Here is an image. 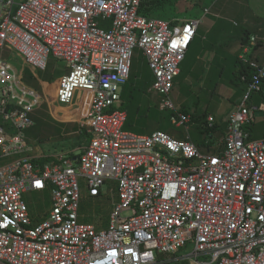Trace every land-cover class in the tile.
<instances>
[{
    "label": "built area",
    "instance_id": "1",
    "mask_svg": "<svg viewBox=\"0 0 264 264\" xmlns=\"http://www.w3.org/2000/svg\"><path fill=\"white\" fill-rule=\"evenodd\" d=\"M151 1L0 0V264H155L160 254L184 250L194 264H264V140L247 129L254 121L247 102L264 83V60L250 56L261 38L242 45L239 61L252 76L226 117L219 150L204 153L189 136L159 130L126 132L121 97L135 50L162 110L176 112L170 94L201 24L141 15ZM50 58L69 66L53 104L67 108L78 90L86 94L90 138L76 161L42 163L24 135L48 103L24 72L38 81ZM172 122L188 134L189 115ZM206 124L209 136L214 118ZM107 182L117 194L107 228L82 223V185L100 198ZM32 192L50 198L41 219L24 200Z\"/></svg>",
    "mask_w": 264,
    "mask_h": 264
},
{
    "label": "rangeland",
    "instance_id": "2",
    "mask_svg": "<svg viewBox=\"0 0 264 264\" xmlns=\"http://www.w3.org/2000/svg\"><path fill=\"white\" fill-rule=\"evenodd\" d=\"M181 1L186 3L189 0ZM196 2L195 7L200 14L206 5L211 4L212 8L210 10L217 12V16L216 14L205 15L199 25L198 36L203 42L207 36L209 37L210 24L213 21L219 22V26H229L225 32L218 30L213 33L221 35L224 48L229 41L234 40L238 35L254 34L258 27L264 24V0H201V2L196 0ZM263 58L264 49L259 54V59L262 60ZM195 60L196 57L193 54L188 57L182 67L183 72L178 79V84L174 86L170 94V99L176 107L178 99L182 95H185L184 98L190 99V101L181 107L178 106L176 112L163 111L161 108L163 97L151 90L153 77L145 58L136 49L131 80L121 101V106L128 112L124 130L136 135H149L159 130L167 132L177 139H184L186 136L185 127H177L172 122V117L181 113L191 117V122L187 127L192 139L196 141L198 133H201L202 125L209 115L217 120L218 118L221 119L228 111L236 109L243 101L246 92L245 86L241 84L234 83L224 92H218L217 94L215 92L217 88L214 84L212 86L208 84L205 87L196 86V88L188 86L183 90L184 86H187L184 79L189 74L190 66ZM68 71L69 66L67 64L50 58L47 70L38 72L44 83L43 88L40 87L29 70L24 72L26 81L45 92L48 101L31 115L33 126L24 131L27 144L31 148L40 151L42 156H50L54 160L61 156L78 157L89 141L86 120L83 115L86 94L82 90H78L71 105L67 108L53 104L55 86ZM228 73L232 76L234 70L225 73L226 77ZM227 90L235 91V93L239 92L231 94ZM250 97L251 99L247 102V105L255 111V120L249 131L252 139L264 140V112L258 109L264 104V90L262 93L255 92ZM202 99L206 102H203ZM111 190L112 183L107 182L102 188L103 196L91 198L88 197V192L85 186L82 185V199L79 206V216L82 223L93 224L98 229L107 228L110 213L114 203L117 202V194L114 193L112 197ZM24 200L30 208L31 215L36 219L44 217L51 206L49 196H43L40 193L26 194ZM187 255L188 250L174 255L160 254L155 264H194L193 261L187 258Z\"/></svg>",
    "mask_w": 264,
    "mask_h": 264
},
{
    "label": "crops",
    "instance_id": "3",
    "mask_svg": "<svg viewBox=\"0 0 264 264\" xmlns=\"http://www.w3.org/2000/svg\"><path fill=\"white\" fill-rule=\"evenodd\" d=\"M199 2H201V0H199ZM196 4H197L196 0H189L186 3L181 1V0H160V1H156L154 6L152 5V8L148 14L169 20L176 25L181 24L183 21L189 20V19L201 18V21H202L204 10L206 8L211 9L212 4L206 5L203 8V11H201L202 12L201 14L196 10V7H195ZM211 14H216V16H217V12H214L212 10L210 11L209 15H211ZM210 27H211V30L208 33L209 37L207 36V38L204 40V42L199 39L198 30H197L196 37L194 38L192 44L190 45V47L186 53V57L187 56L189 57L191 54H193L196 57V60L190 66V69H189L190 72L186 76V78L184 79L185 84H187V86H184L183 90H185L186 87H188V86L189 87L193 86L194 88H196V86L205 87L208 84L210 86H212L214 84L217 88L215 90V92L217 94L218 92H224L226 89L229 88V86L234 85V83H236L235 82L236 64L238 63V60L243 53L242 45L252 35L258 34L260 36L261 40H260L259 44L257 45V47L254 48V50L251 52L250 56L252 59L257 60L260 63H262L264 60V58L262 60L259 59V54L264 49V24L259 26L256 33H254V34L245 33V34L238 35L234 40L229 41L225 48H224V44H222L223 42L221 40V35L218 32H217L218 34H213V33L215 31H218V30L225 32V30L228 29L229 26L228 25L224 26V27L219 26V22L213 21V22H211ZM198 29H199V27H198ZM186 57L180 66V74L175 80V85L178 84V79L180 78V76L183 72L182 67L185 65V62L188 59V57L187 58ZM233 70H234V73L232 74V76H230L229 73H228L227 77L225 76V73H227L229 71L231 72ZM37 76L39 79L38 83H39L40 87L43 88L44 83H43L42 79L40 78L39 74H37ZM209 81H211V82H209ZM57 85H58V83L55 86V91H56ZM38 90L44 96L47 95L41 89H38ZM245 90H247L246 87H245ZM263 90H264V83H263ZM227 92H230L231 94H233V93L236 94L239 91L235 93V91L227 90ZM184 96L185 95H182L178 99L177 107L178 106L181 107V106H183V104L188 103L190 101V99H185ZM53 97H55V93H54ZM198 97H200V96H198ZM121 101H122V97H121ZM202 101L206 102L203 99H202ZM121 105H122V103H121ZM121 109H122V106H121ZM258 109L260 111L264 112V104L261 105V107H259ZM122 110H124V109H122ZM252 110H253V108H252ZM125 111L127 112V110H125ZM230 112L231 111H228L227 113H225L221 119L218 118L216 120L214 118L215 126H214V129L212 130V132L210 133L209 136L207 133H203L202 132L203 129H201L200 134L196 131V133H198V139H196V141H194L190 135L189 130H188V134H186L184 139H186V137L189 136L190 140L195 145H197L198 148L204 153H206L208 151L213 152V151L219 150V147L221 146V144H223L224 139L226 137V123H225V121H226L227 115ZM253 112H254V120H255V111L253 110ZM209 116H211V115H209ZM253 123H254V121H253ZM253 123H252V125H253ZM252 125L249 126L247 129L249 130V128H251ZM87 133H88V130H87ZM250 134H251V132H250ZM88 137H89V134H88ZM179 140H183V138H181ZM68 157H70V156H65V158H68ZM43 158H48L49 162L50 161H56V159L54 160L50 156H43ZM77 159L74 158V159H70V160L76 161Z\"/></svg>",
    "mask_w": 264,
    "mask_h": 264
},
{
    "label": "trees",
    "instance_id": "4",
    "mask_svg": "<svg viewBox=\"0 0 264 264\" xmlns=\"http://www.w3.org/2000/svg\"><path fill=\"white\" fill-rule=\"evenodd\" d=\"M155 2L156 1H154V2H147V3H144V4H142V6H141V9H140V14L141 15H149L148 13H149V11L151 10V8H152V5L154 6L155 5ZM246 41V40H245ZM141 53V52H140ZM146 61V60H145ZM147 63V62H146ZM148 66V65H147ZM151 72V71H150ZM132 74V73H131ZM152 75V74H151ZM251 76H252V73H251V71H250V69L248 68V67H246V66H244L242 63H240V61L238 60V63L236 64V68H235V82L237 83V84H241V85H243V86H245L246 87V89H247V86H248V83L250 82V80H251ZM153 77V76H152ZM244 78V79H243ZM130 80H131V76H130ZM130 80H129V82H130ZM129 82H128V84L124 87V89H123V92H122V96H123V94L125 93V91H126V88L128 87V85H129ZM263 92V85H262V90L259 92V93H262ZM122 109H123V107H122ZM128 114V113H127ZM128 116V115H127ZM127 119H128V117H127ZM206 127H207V124H206V122L202 125V129H203V133H206V131H207V129H206ZM69 159H73V158H78V157H75V156H70V157H68ZM68 158H66V159H68ZM41 162L42 163H46V162H49V159L48 158H44V159H42L41 160Z\"/></svg>",
    "mask_w": 264,
    "mask_h": 264
},
{
    "label": "clouds",
    "instance_id": "5",
    "mask_svg": "<svg viewBox=\"0 0 264 264\" xmlns=\"http://www.w3.org/2000/svg\"><path fill=\"white\" fill-rule=\"evenodd\" d=\"M158 1V0H157ZM152 2H154V1H152Z\"/></svg>",
    "mask_w": 264,
    "mask_h": 264
}]
</instances>
